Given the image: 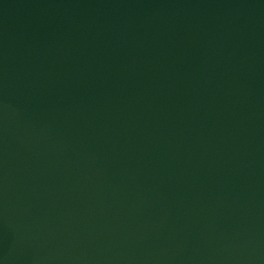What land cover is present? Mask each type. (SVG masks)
<instances>
[{
	"label": "water",
	"instance_id": "water-1",
	"mask_svg": "<svg viewBox=\"0 0 264 264\" xmlns=\"http://www.w3.org/2000/svg\"><path fill=\"white\" fill-rule=\"evenodd\" d=\"M0 264H264V0H0Z\"/></svg>",
	"mask_w": 264,
	"mask_h": 264
}]
</instances>
